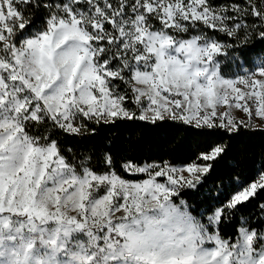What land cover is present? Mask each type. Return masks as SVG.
Returning a JSON list of instances; mask_svg holds the SVG:
<instances>
[{"label": "snow or ice", "instance_id": "snow-or-ice-1", "mask_svg": "<svg viewBox=\"0 0 264 264\" xmlns=\"http://www.w3.org/2000/svg\"><path fill=\"white\" fill-rule=\"evenodd\" d=\"M106 126L152 140L133 158L130 145L102 139ZM250 133L264 137V0H0V216L89 232L103 221L110 234L88 254L39 240L47 259L34 261L37 240L23 227L11 243L0 232V264H61V253L65 264H120L131 253L114 217L148 199L163 209L197 185L231 186L228 161ZM68 139L102 146L77 157L71 144L61 150ZM177 139L197 145L186 165L161 155ZM45 187L57 208L75 196L70 218L37 207ZM260 187L243 186L234 202Z\"/></svg>", "mask_w": 264, "mask_h": 264}, {"label": "trees", "instance_id": "trees-1", "mask_svg": "<svg viewBox=\"0 0 264 264\" xmlns=\"http://www.w3.org/2000/svg\"><path fill=\"white\" fill-rule=\"evenodd\" d=\"M102 139L112 140L115 144L130 145L133 149L130 155L133 158H139L141 153L137 151L138 147L142 146L141 142L149 143L152 140V134L143 129L106 126L102 133ZM67 144H71L77 157H79L82 148L98 150L102 146L96 144L95 141L82 144L76 140L68 139L62 141V151ZM196 148L195 142L188 147H181L177 139L168 145L161 155L175 165H186L191 162V159L185 153L195 151ZM113 151H116L115 148ZM64 155L69 162L78 166V159L74 161L73 156L67 151H64ZM233 155L237 157V160L228 161V171L236 181L234 184L228 186L227 180L223 184L217 181L215 185L209 182L206 185H197L196 188L186 189L173 197L174 204L184 203L192 217L198 219L213 232L215 231L223 241H229L232 244L238 242L244 229L255 232L257 235L264 232V187L257 190L256 194L246 202H234L235 194H239L243 186L247 185L248 187L254 180L257 182L264 177L260 174L261 171H264V137L254 136L250 133L247 138L238 143ZM94 166H96L95 163ZM125 178L131 177L126 176ZM218 212H220V217L214 230L209 225V218Z\"/></svg>", "mask_w": 264, "mask_h": 264}, {"label": "rangeland", "instance_id": "rangeland-1", "mask_svg": "<svg viewBox=\"0 0 264 264\" xmlns=\"http://www.w3.org/2000/svg\"><path fill=\"white\" fill-rule=\"evenodd\" d=\"M236 111L238 112L239 110ZM184 175L187 176L188 173L185 172ZM157 180L158 182L166 183V178L161 177L157 178ZM261 180H264V177L256 183L260 184ZM250 187L251 185L247 189H250ZM173 197L161 209V212L186 233L193 248V264H257L259 258L264 256V232L261 235H257L255 232L244 229L238 242L232 244L229 241H223L215 231L213 232L198 219L192 217L184 203L180 205L174 204ZM219 217L220 212L209 218V225L214 230L218 224ZM5 223L9 224V228L3 227ZM20 227L24 228V235L37 240L34 261L47 259L48 250L39 243V240L48 241L58 238L69 243L70 248L74 245L77 251L83 250L85 254H88L90 251L95 250L97 242L102 241L106 245L110 236L106 229L100 227L92 229L91 232L88 230H69V226L66 224L34 222L26 216H0V232L5 235L6 243H11L7 240L8 232ZM65 232L69 233L67 237L64 236ZM249 236L252 237L250 245L248 244ZM112 239H115V237L113 236ZM249 248H251L250 253ZM59 259L61 264H65L68 257L61 253Z\"/></svg>", "mask_w": 264, "mask_h": 264}, {"label": "clouds", "instance_id": "clouds-1", "mask_svg": "<svg viewBox=\"0 0 264 264\" xmlns=\"http://www.w3.org/2000/svg\"><path fill=\"white\" fill-rule=\"evenodd\" d=\"M37 201V207L41 210L52 211L56 208L65 219L73 215L74 195L62 197L57 208L55 193L45 187L40 190ZM114 220L127 225V237L121 243L127 242L131 253L120 264H141L133 259L135 255L143 257V264H193V248L186 233L162 214L155 201H142L138 212L130 210L127 218L121 215L114 217ZM103 223L100 221L96 227Z\"/></svg>", "mask_w": 264, "mask_h": 264}]
</instances>
